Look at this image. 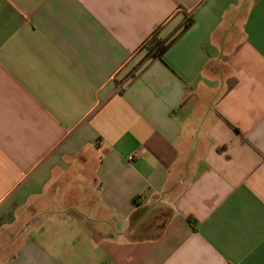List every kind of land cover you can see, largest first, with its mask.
Masks as SVG:
<instances>
[{"label":"crops","instance_id":"0c3cea01","mask_svg":"<svg viewBox=\"0 0 264 264\" xmlns=\"http://www.w3.org/2000/svg\"><path fill=\"white\" fill-rule=\"evenodd\" d=\"M0 264H264V0H0Z\"/></svg>","mask_w":264,"mask_h":264},{"label":"trees","instance_id":"16d2710c","mask_svg":"<svg viewBox=\"0 0 264 264\" xmlns=\"http://www.w3.org/2000/svg\"><path fill=\"white\" fill-rule=\"evenodd\" d=\"M192 24H193L192 19L187 20L181 32L176 37L168 41L160 40L157 38L156 35H154L144 46V49L147 51L146 60L156 59V58L161 59L164 56V54L167 52V50L178 39V37L182 35L184 32H186L192 26Z\"/></svg>","mask_w":264,"mask_h":264},{"label":"built area","instance_id":"2783aa9c","mask_svg":"<svg viewBox=\"0 0 264 264\" xmlns=\"http://www.w3.org/2000/svg\"><path fill=\"white\" fill-rule=\"evenodd\" d=\"M139 156H140V154H139L138 152L132 153L131 155L128 156V161H129V162H133V161H135Z\"/></svg>","mask_w":264,"mask_h":264}]
</instances>
